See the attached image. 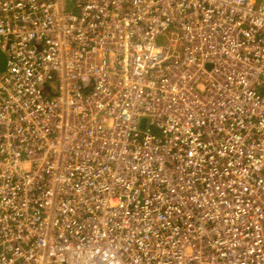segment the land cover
Masks as SVG:
<instances>
[{"label":"built area","instance_id":"built-area-1","mask_svg":"<svg viewBox=\"0 0 264 264\" xmlns=\"http://www.w3.org/2000/svg\"><path fill=\"white\" fill-rule=\"evenodd\" d=\"M0 264H264V0H0Z\"/></svg>","mask_w":264,"mask_h":264},{"label":"rangeland","instance_id":"rangeland-1","mask_svg":"<svg viewBox=\"0 0 264 264\" xmlns=\"http://www.w3.org/2000/svg\"><path fill=\"white\" fill-rule=\"evenodd\" d=\"M3 55L0 53V71L3 69V64H4V60H3Z\"/></svg>","mask_w":264,"mask_h":264}]
</instances>
